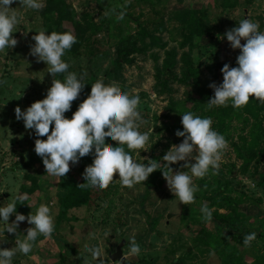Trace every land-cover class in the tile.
Instances as JSON below:
<instances>
[{
	"label": "rangeland",
	"instance_id": "374dc122",
	"mask_svg": "<svg viewBox=\"0 0 264 264\" xmlns=\"http://www.w3.org/2000/svg\"><path fill=\"white\" fill-rule=\"evenodd\" d=\"M44 3L38 11L21 10L11 33L17 44L0 51V203L27 192L29 200L17 201V212L27 216L46 203L55 224L50 238L38 237L31 253H17L13 264H82L88 255L84 245L98 242L90 234L99 238L105 229L111 234L99 242L107 264H121L110 258L118 252L125 264H264V103L250 97L239 109L229 104L206 110L213 95L209 84L221 83L222 66H235L239 54L223 34L243 18L259 21L264 30V0ZM10 7H20L19 0ZM40 30L76 36L63 56L69 71L85 74V87L72 101L76 109L99 78L139 95L146 121L140 130L149 132L150 149L139 150L135 159H159L172 144H179L183 138L175 131L182 130L183 112L212 118L211 127L225 136L228 146L217 173L194 178L199 190L192 203L178 204L161 171L155 170L133 188L121 187L116 180L101 190L84 189L75 199L79 204L64 207L68 188L84 183L82 173L93 156L70 162L63 177L48 175L34 152V131L26 130L14 112L17 106L23 111L43 99L51 86L47 65L29 54L35 43L31 37ZM183 163L170 167L176 171ZM202 204L212 209L210 221L202 218ZM14 218L10 214L9 222ZM29 226L25 220L17 230L26 234ZM252 231L256 239L245 247L243 236ZM133 236L141 248L138 256L127 255V239ZM5 237L0 247L11 248L15 233Z\"/></svg>",
	"mask_w": 264,
	"mask_h": 264
},
{
	"label": "clouds",
	"instance_id": "9594fccd",
	"mask_svg": "<svg viewBox=\"0 0 264 264\" xmlns=\"http://www.w3.org/2000/svg\"><path fill=\"white\" fill-rule=\"evenodd\" d=\"M13 2L0 0V51H7L17 44L11 33L16 32L21 10L38 11L45 6L44 0H19L20 7L13 8L10 7ZM223 37L230 48L239 50V54L235 66L230 67L228 63L222 66V82L209 84L213 95L206 102V110L229 104L233 109H239L250 97L264 103V30L260 29L259 21L243 18L226 30ZM31 39L35 43L30 45L29 54L47 65V73L52 76L51 86L43 99L32 102L23 111L17 106L14 112L17 120H23L26 130L34 131L37 137L34 152L41 157L46 173L63 177L69 171L70 162L75 165L91 154L92 162L82 173L84 183L77 185L81 189L101 190L116 180L121 187L133 188L153 171L160 170L178 204L192 203L199 190L194 178H203L210 171L217 173L228 146L225 136L211 127L212 118L192 111L183 112L180 114L182 130L175 131L182 141L172 144L159 159H147L146 163L145 157L137 160L134 154L140 156L139 150L150 149L149 132L140 130L146 121L139 111V95L122 91L115 81L106 84L99 78L91 84L90 93L79 103L71 118L66 117L64 114L71 108V102L85 87V74L69 71V63L63 59L66 50L76 42V36L70 31L40 30ZM58 74H62V78H56ZM45 135L46 139L39 138ZM109 140L116 145L107 144ZM178 162L184 163L174 171L170 165ZM114 173L118 174L117 179H114ZM27 200L29 194L23 192L8 198L7 203H0V244L6 242L5 233H15L11 248L0 247V264H13L17 253L30 254L34 245L40 242L37 238H50L55 229L54 215L46 203H40L27 216L17 212V201ZM200 212L203 219H212V209L207 205L202 204ZM10 214L15 217L11 222ZM25 220L30 225L25 229L26 234L17 230L19 222ZM110 234V229H105L99 238L90 234L98 242L84 245L88 255L83 257L82 264H107V254L99 241L109 238ZM256 236L254 231L244 234L243 245L251 246ZM127 241V255L138 256L141 248L135 237H129Z\"/></svg>",
	"mask_w": 264,
	"mask_h": 264
},
{
	"label": "trees",
	"instance_id": "16d2710c",
	"mask_svg": "<svg viewBox=\"0 0 264 264\" xmlns=\"http://www.w3.org/2000/svg\"><path fill=\"white\" fill-rule=\"evenodd\" d=\"M95 31H96V29H95V27H94V29H93V33H95ZM120 60H121V59L118 58L117 60L114 61V64H115V66H116L117 68L120 67V65H121ZM123 62H126V61H123ZM75 110H76V103L71 102V108H70L67 112H65L64 115H65L66 117H68V118H71V115H72V113H73ZM49 131H51V126H50ZM44 137H46V135H45ZM83 190H84V189H81V188L77 187V185H73V186H71L70 188H68L67 195H66V197H65V199H64V201H63L64 207H65V208H68V207H70V206H74V205L79 204V203H77V202L75 201V199L78 197V193H79V192H82ZM238 239H239V237H238Z\"/></svg>",
	"mask_w": 264,
	"mask_h": 264
},
{
	"label": "water",
	"instance_id": "95a60500",
	"mask_svg": "<svg viewBox=\"0 0 264 264\" xmlns=\"http://www.w3.org/2000/svg\"><path fill=\"white\" fill-rule=\"evenodd\" d=\"M110 258L114 261V260H119L121 264H125V258L122 256L121 252L118 253H114L112 255H110Z\"/></svg>",
	"mask_w": 264,
	"mask_h": 264
}]
</instances>
